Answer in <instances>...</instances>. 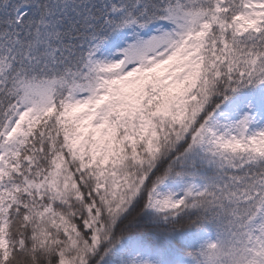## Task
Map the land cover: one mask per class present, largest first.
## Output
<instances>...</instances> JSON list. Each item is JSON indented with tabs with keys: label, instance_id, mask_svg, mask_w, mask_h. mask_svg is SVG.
Listing matches in <instances>:
<instances>
[{
	"label": "snow or ice",
	"instance_id": "6c2138e0",
	"mask_svg": "<svg viewBox=\"0 0 264 264\" xmlns=\"http://www.w3.org/2000/svg\"><path fill=\"white\" fill-rule=\"evenodd\" d=\"M0 264H264V0H0Z\"/></svg>",
	"mask_w": 264,
	"mask_h": 264
}]
</instances>
